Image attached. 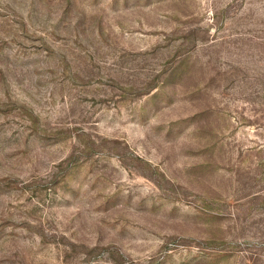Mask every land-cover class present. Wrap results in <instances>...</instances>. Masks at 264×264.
Segmentation results:
<instances>
[{
    "label": "rangeland",
    "instance_id": "1",
    "mask_svg": "<svg viewBox=\"0 0 264 264\" xmlns=\"http://www.w3.org/2000/svg\"><path fill=\"white\" fill-rule=\"evenodd\" d=\"M0 264H264V0H0Z\"/></svg>",
    "mask_w": 264,
    "mask_h": 264
}]
</instances>
